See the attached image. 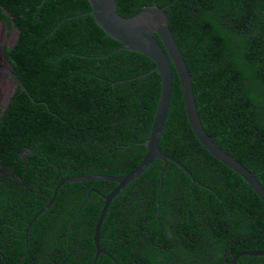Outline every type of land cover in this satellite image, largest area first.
I'll return each instance as SVG.
<instances>
[{
	"label": "trees",
	"instance_id": "trees-1",
	"mask_svg": "<svg viewBox=\"0 0 264 264\" xmlns=\"http://www.w3.org/2000/svg\"><path fill=\"white\" fill-rule=\"evenodd\" d=\"M115 1L124 17L164 9L204 129L264 186V0ZM89 10L87 0H0L17 32L4 53L28 92L16 86L0 110V264H91L103 198L91 192L70 222L89 190L108 194L115 182L63 184L24 230L60 177L123 176L145 154L159 75L148 57L116 50ZM159 148L196 182L168 161L157 204L155 159L111 201L102 250L117 264H229L239 251L264 250V203L197 141L175 74ZM96 264L115 263L100 254ZM235 264H264V255Z\"/></svg>",
	"mask_w": 264,
	"mask_h": 264
},
{
	"label": "water",
	"instance_id": "water-1",
	"mask_svg": "<svg viewBox=\"0 0 264 264\" xmlns=\"http://www.w3.org/2000/svg\"><path fill=\"white\" fill-rule=\"evenodd\" d=\"M87 1L90 5V10L87 13L92 16L95 23L107 36L119 43L116 50H129L148 57L155 65L151 71H155L159 75L160 88L158 100L149 136L143 142L146 151L140 163L132 171L123 176L92 174L60 177L58 183L52 189V196L48 203L38 210L28 222L24 230L26 234L25 238L30 226L36 218L53 204L57 192L63 184L84 180H107L115 182L117 185L108 194H101L96 190H89L70 222L71 225L80 209L87 202L91 192H96L100 195L104 202L93 231L95 253L91 264H96L100 254L108 256L115 262L112 256L100 248L99 238L106 211L116 195H118L129 183L139 177L155 159H159L163 162V166L159 173L160 189L156 195L157 204L159 203L160 190L163 187L162 175L167 167L168 161L175 163L190 177L192 182H196L190 171L187 170L183 164L175 158L164 154L159 148V140L169 110L174 74L179 82L187 122L197 141L212 157L238 174L264 203V186L256 178L254 172L250 171L240 161L218 146L204 129L195 102L191 75L182 56V52L170 30L167 14L164 9L156 4H151L144 6L140 11L130 17H124L118 13L115 0ZM12 31V29L9 30L7 28L6 23L0 17V110L4 108L16 86H19L21 91L28 93L26 87L14 73L13 66L4 53V45H9ZM111 53L112 51L102 55V57L108 56ZM138 77L140 76L133 77L132 79ZM127 80L130 79L121 81ZM158 209L159 207L157 208L156 214L158 213ZM243 255L260 256L264 255V250L239 251L233 255L229 264H235L236 260Z\"/></svg>",
	"mask_w": 264,
	"mask_h": 264
},
{
	"label": "rangeland",
	"instance_id": "rangeland-1",
	"mask_svg": "<svg viewBox=\"0 0 264 264\" xmlns=\"http://www.w3.org/2000/svg\"><path fill=\"white\" fill-rule=\"evenodd\" d=\"M15 39V30L12 31V35L10 37L9 45L14 41Z\"/></svg>",
	"mask_w": 264,
	"mask_h": 264
},
{
	"label": "flooded vegetation",
	"instance_id": "flooded-vegetation-1",
	"mask_svg": "<svg viewBox=\"0 0 264 264\" xmlns=\"http://www.w3.org/2000/svg\"><path fill=\"white\" fill-rule=\"evenodd\" d=\"M12 30H13V29H12ZM16 35H17V32L15 31V38H16ZM14 40H15V39H14ZM13 42H14V41H13ZM13 42H12V43H13ZM12 43H11L10 45H12ZM0 247H1V246H0ZM2 248H3V247H2ZM113 262H114V261H113ZM114 263L117 264L116 261H115Z\"/></svg>",
	"mask_w": 264,
	"mask_h": 264
}]
</instances>
